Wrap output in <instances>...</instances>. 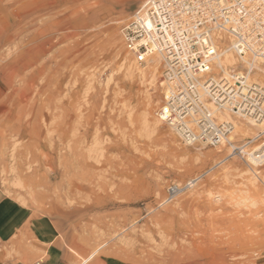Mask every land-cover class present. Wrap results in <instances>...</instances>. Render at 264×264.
Here are the masks:
<instances>
[{
    "label": "rangeland",
    "instance_id": "obj_1",
    "mask_svg": "<svg viewBox=\"0 0 264 264\" xmlns=\"http://www.w3.org/2000/svg\"><path fill=\"white\" fill-rule=\"evenodd\" d=\"M146 1L0 0V189L78 264H264V163L240 153L264 125L225 111L237 130L212 145L163 121L165 62L139 65L122 36Z\"/></svg>",
    "mask_w": 264,
    "mask_h": 264
},
{
    "label": "built area",
    "instance_id": "obj_2",
    "mask_svg": "<svg viewBox=\"0 0 264 264\" xmlns=\"http://www.w3.org/2000/svg\"><path fill=\"white\" fill-rule=\"evenodd\" d=\"M219 2L222 5L224 0ZM227 2L230 6L221 13L217 7L218 0H149L136 12L134 20L122 28L125 46L136 63L144 65L154 55H159L164 60L163 83L166 84L167 91L159 113L163 121L172 124L178 134L189 130L186 125L188 122L197 123L201 134L206 133V124H216V116L220 111L230 110L243 116L241 105L235 97L231 99L235 93L230 95L242 83L247 84V87L260 89L257 91V114L253 117L257 116L264 123V86L259 80L264 77V7H261L264 0ZM237 3L243 4V8H236L237 15H243L247 10L245 24L239 25L237 22L225 24L224 29L218 28V24L223 23L225 18L230 21L236 19L231 6ZM192 4L195 7L190 6ZM145 17L154 21L152 29L144 24ZM157 25L163 35L157 31ZM228 27L233 31L227 32ZM209 29L212 31L209 32ZM207 39H211L215 45L214 52H204L203 41ZM245 40L247 43H244ZM238 45L242 47L238 48ZM224 54L232 56L236 61L234 66L229 67L233 70L231 75L236 73L245 78L230 90L226 84L229 80L223 82L225 73L220 65ZM198 57L201 58L197 59ZM230 81L235 83L234 80ZM220 89L224 90L223 95ZM209 105L218 112L212 114ZM164 108L169 109V121L165 119ZM172 112H176V115L172 116ZM246 117L250 120L252 118ZM226 125L231 127V123L224 121L218 125L219 129L225 127L222 130V140L231 132L227 131ZM218 139L220 140L219 137ZM206 142L220 144L217 141ZM191 184L190 182L182 188L170 185L167 193L170 197L175 196Z\"/></svg>",
    "mask_w": 264,
    "mask_h": 264
},
{
    "label": "crops",
    "instance_id": "obj_3",
    "mask_svg": "<svg viewBox=\"0 0 264 264\" xmlns=\"http://www.w3.org/2000/svg\"><path fill=\"white\" fill-rule=\"evenodd\" d=\"M25 243L32 247L26 261L10 264H78L77 245L72 248L52 220L36 217L0 189V249Z\"/></svg>",
    "mask_w": 264,
    "mask_h": 264
},
{
    "label": "bare ground",
    "instance_id": "obj_4",
    "mask_svg": "<svg viewBox=\"0 0 264 264\" xmlns=\"http://www.w3.org/2000/svg\"><path fill=\"white\" fill-rule=\"evenodd\" d=\"M148 1L149 0H147L145 3H147ZM143 22H144L145 25H147V23L149 22V19L147 17H145V19H144ZM156 56L157 55H154L153 56V60L152 61H156V59H157ZM235 63H236V61L231 56H229L228 54H224V59H223V61L220 62L221 68H222V70L225 73V77H227V80H229L226 83L227 86H228V90H230L234 86H236V87L238 86L236 84L237 81L235 79H233V77L231 75V72L233 70L232 69L231 70L229 69V67L234 66ZM162 75H163V73H162ZM230 79L231 80H234L235 83H233V81H230ZM259 80L260 81L263 80V82H264V77H262ZM263 86H264V84H263ZM257 91H260V89H257V88H254V87H245V84L242 83V85L240 87H238V90H236V89L232 90L230 92V95L233 94V93H235V94H233V96H231V99L235 97V99L237 100V102L241 105V107H242L241 108V111L244 113L243 116H245V117L246 116H252L251 121L253 123H256V126L262 127L264 125V123L261 120H258L257 119V116L253 117L254 115L257 114V109H256V105H258V99H257L258 93H257ZM208 107H209L210 112L212 114H215V113L218 112V111L213 110V108L211 107V105H209ZM227 111L229 112L230 110H227ZM218 115H219L220 119H221V116H222V118H225L227 120V121L226 120H223L224 122L231 123V127L228 126V125H226L227 131H229V130L233 131L234 129L237 130V128H236V127H238L236 125L237 123H235V121L230 117V115L228 113H226L225 111H220L218 113ZM186 125L189 128V130L187 132L181 133L178 130L180 132L179 135L182 137V139H183V141L185 143L189 141V140L187 141V139L192 138L191 135H194L192 133L193 130L191 129L190 123L188 122ZM206 125H207L206 133H202L201 134L200 129H199L198 139H200L202 142L208 141V140H212V141H217V142L221 143L223 141L221 139V137L224 136V134L222 133V130L225 127H222L221 129H219L218 128V125H216L215 123L214 124L213 123L206 124ZM198 127L200 128V126H198ZM190 133H191V135H188ZM229 135H231V133ZM201 137H203V138L201 139ZM218 137L220 138V140L218 139ZM226 139L229 142L231 140V137L226 138ZM244 148H245L244 150H243V148L240 149V153H246L248 155V157H249L248 159H249V161L251 163H253L255 166H257V165L259 166V164L264 163V143L257 145L256 148H252L250 154L246 151L247 150L246 149L247 147L245 146ZM233 149H234V151L235 150H237V151L239 150L238 148H236L234 146H233ZM241 150H243V152H241ZM254 162H257L258 164L254 163Z\"/></svg>",
    "mask_w": 264,
    "mask_h": 264
},
{
    "label": "snow or ice",
    "instance_id": "obj_5",
    "mask_svg": "<svg viewBox=\"0 0 264 264\" xmlns=\"http://www.w3.org/2000/svg\"><path fill=\"white\" fill-rule=\"evenodd\" d=\"M192 7H195L194 4L190 5ZM230 5L228 4L227 0H224L223 4L221 5L219 0H218V3H217V7L220 9L221 13H223ZM237 7H240V8H243V4L241 3H237V5L235 6H231V10L233 12V14L236 16V19L235 20H228L227 18H225L224 22L223 23H219L218 24V28L220 29H224L225 28V24H231V23H237L239 22V25H244L245 24V15L247 14V10L245 9V12L243 15H237L236 14V8ZM261 7H264V4L261 5ZM161 23H164L163 21ZM177 23H179V20H177ZM153 24H154V21L152 20H149V22L147 23L146 27L148 29H152L153 27ZM200 27H203V25H199ZM157 31H160V34L163 35V31H161L160 29V26L157 25ZM209 32H211L212 30L209 29L208 30ZM227 32H232L233 29L231 27H228L226 29ZM203 35V34H202ZM237 35H239V33H237ZM243 39V38H242ZM244 43H247V41L245 40ZM203 45H204V52L205 53H208V52H214L215 51V45L213 44L212 40L211 39H207V40H204L203 41ZM238 48H241L242 45H238L237 46ZM229 49H225V51H228ZM201 57H198L197 59H200ZM223 74V73H222ZM233 76V79H235L237 81V83L239 84L241 81H244V77L243 76H238L236 75V73H233L232 74ZM227 81V77L224 78V81L223 82H226ZM245 87H247V84H245ZM221 91V94L223 95L224 94V90L223 89H220ZM181 96L183 95V93L180 94ZM177 108L179 107V105L176 106ZM163 112L165 114V119L166 121H169L171 119V117L169 116V109L168 108H164L163 109ZM172 116L176 115V112H172L171 114Z\"/></svg>",
    "mask_w": 264,
    "mask_h": 264
}]
</instances>
